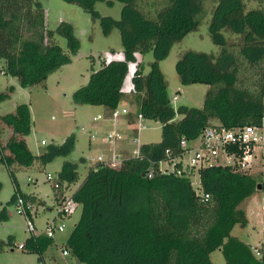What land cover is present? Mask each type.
Segmentation results:
<instances>
[{"label":"trees","instance_id":"obj_1","mask_svg":"<svg viewBox=\"0 0 264 264\" xmlns=\"http://www.w3.org/2000/svg\"><path fill=\"white\" fill-rule=\"evenodd\" d=\"M64 1L97 19L103 34L116 28L123 52L122 60H102L92 69L87 82L73 91V102L102 106L108 115L131 99L145 119L161 123V139L140 144V157H123L116 166L97 162L88 167L70 192L80 214L63 249L80 264H212L209 254L215 249L225 264H264V258L255 257L249 244L232 233L235 225L247 224L240 203L258 184L264 194L263 180L228 166L211 165L196 171L199 186L195 188L189 175L177 172L179 163L168 173L158 170L159 161L171 162L181 154V137L195 138L213 120L226 128L260 122L264 115V9H246L243 0H214L208 30L219 52L187 50L175 63L181 84L202 83L209 88L202 106L175 108L159 62L174 42L197 29L205 15L203 0H117L122 3L118 19L94 8L96 2L112 5L113 0ZM222 30L237 34L240 41L230 44ZM59 37L66 42L65 50ZM79 46L71 23L61 20L53 28L46 25L41 0H0V72L15 76L20 86L43 82L50 72L70 62ZM150 50L154 59L149 71L143 73V65L137 63L131 93L125 94L122 84L128 63L136 62V53ZM249 69L254 80L247 78ZM7 97L8 92H0V101ZM0 118L12 130L6 143H0V161L9 167L30 166L37 155L23 139L31 131L28 105L18 104L14 112ZM73 141L70 134L63 144L49 147L39 157L44 161L68 152ZM151 169L152 176L147 177ZM9 174L15 187L13 202L19 194L35 207L43 203L32 193L19 191L13 170ZM77 176L75 163L65 161L58 172V192L53 189L54 201L60 192L68 194V185ZM52 241L42 233L30 234L22 249L35 253L38 264H46L43 254ZM4 243L0 239V250Z\"/></svg>","mask_w":264,"mask_h":264},{"label":"rangeland","instance_id":"obj_2","mask_svg":"<svg viewBox=\"0 0 264 264\" xmlns=\"http://www.w3.org/2000/svg\"><path fill=\"white\" fill-rule=\"evenodd\" d=\"M243 1L246 9L258 8L259 6L264 9V3L257 4L254 0ZM41 3L46 25L53 28L61 20L71 23L80 46L76 53L70 55V62L50 72L47 78L39 84L22 87L15 76L0 72V92L9 93V97L0 101V117L6 113L14 112L18 104L25 103L28 105L31 114V131L23 139L28 149L37 155V159L30 166L13 164L9 167L0 161V239L5 241L0 250V264H38L35 253L20 249L17 244L22 243L30 234H44L45 222L55 214L51 183L53 179L58 177V172L65 161L75 163L78 175L77 179L68 185L67 192L69 194L82 181L88 167L93 165L94 162L90 158L98 155L104 158L109 157L114 145L123 140L124 149H115L119 154L116 162L119 163L121 157L130 156V152L139 147L140 144L158 142L161 139V123L144 119L145 126L138 132V141L131 142L132 130L127 122H119L114 125L121 133V137L116 142L103 141L111 124L107 125L108 128L100 129L104 122L102 119L96 120L95 116L104 113L102 106L75 104L72 100V93L87 82L91 70L97 69L102 60L107 62L123 59L119 31L114 28L109 34H103L99 21L91 19L87 12L73 3L64 0H41ZM214 5V0H203L205 15L197 29L174 42L167 56L159 62V67L167 82L169 95L172 97L177 94V99L172 100L175 108L182 104L196 107L203 104L205 92L209 86L202 83L181 84L175 71V63L187 50L214 55L219 52L220 46L212 41L208 30ZM94 8L101 15H109L118 19L122 3L117 0H113L112 5L96 2ZM222 33L230 44L240 41L239 36L235 33L225 30H222ZM58 43L63 50L66 49L64 38L59 37ZM153 59L154 54L150 50L143 54L136 53V62L128 63L122 84L125 94L130 95L131 93L132 73L136 64L140 62L143 65V73H147ZM246 72L247 78L249 77L251 80L256 78L251 75L252 70L249 69ZM10 86H13L12 91H9ZM121 105L131 112L136 110L131 99L122 101ZM217 122V120L211 121L212 124ZM95 133L97 136L91 138L90 136ZM70 134H74V141L68 152L55 153L44 161L39 157L49 147L63 144ZM11 135V128L5 125L0 118L1 145L5 144ZM42 139L45 141L44 144L40 143ZM4 153L7 151L5 150ZM184 159H187V155L184 156ZM10 169L15 174L19 191L32 193L43 200V203L31 210L32 221L35 226L33 231L27 229L29 217L16 212V206L12 201L15 187L9 174ZM47 174L51 176V180L46 179ZM189 177L192 185L197 188L199 182L196 171L192 170ZM27 178H32L35 181L29 182ZM262 203H264V195L260 189L255 190L251 196L240 203L239 207L245 213L247 224L244 227L235 225L232 233L248 244H255L258 240H264V234L259 231ZM79 214L80 208H77L67 217L57 216L54 219L56 224L64 223L65 227L63 231H54L52 244L43 254L46 264H80L70 255L63 256L61 253ZM8 238L11 239V242H8ZM209 257L212 264H225L219 249L213 250Z\"/></svg>","mask_w":264,"mask_h":264},{"label":"built area","instance_id":"obj_3","mask_svg":"<svg viewBox=\"0 0 264 264\" xmlns=\"http://www.w3.org/2000/svg\"><path fill=\"white\" fill-rule=\"evenodd\" d=\"M175 99H177V94L172 96V100ZM95 119L109 121L111 124L110 129L103 138V141L108 143H114L121 137L119 129L114 126L121 121L127 122L134 133L130 139L131 142L138 141V132L145 126V118L141 113L136 110L131 112L128 108L121 105L112 109L108 115L104 113L97 114ZM96 136L97 134L95 133L90 137L95 138ZM40 143L44 144L45 141L42 139ZM178 145L182 149L181 154L176 156L171 162L169 160L159 161L158 170L160 172H170L176 163L180 164L177 172L187 175L192 170L197 171L201 167L223 165L230 167L234 172L249 174L264 181V115L258 124H246L226 128L218 122L213 123L204 127L195 138L181 137ZM185 155H187V159H184ZM130 156L140 157L139 147L133 149L130 152ZM118 157L119 154L115 150H112L110 156L107 158L98 155L90 158V160L94 162L93 165L97 162H103L108 166H116L118 164L116 162ZM122 158H120L119 162ZM146 176H152V169L146 172ZM46 179L51 180L52 178L47 174ZM27 180L29 182L35 181L32 178H27ZM51 186H53L55 191L58 190L60 187L58 177L53 179ZM57 196L55 214L50 220L45 222L44 234L48 237H53L54 231L64 230V223L56 224L54 219L57 216L61 218L69 216L78 206L77 202L72 198V193L66 194L65 192H60ZM14 204L18 214L29 217L27 229L33 231L35 226L32 221L31 210L35 206L31 203H25V200L19 194L16 195ZM260 214L259 231L264 234V203L260 206ZM249 246L255 257L264 258V240H258L255 244H249ZM17 247L22 249L23 242L17 244ZM61 253L63 256L68 255V250L62 249Z\"/></svg>","mask_w":264,"mask_h":264},{"label":"crops","instance_id":"obj_4","mask_svg":"<svg viewBox=\"0 0 264 264\" xmlns=\"http://www.w3.org/2000/svg\"><path fill=\"white\" fill-rule=\"evenodd\" d=\"M125 101V100H124ZM122 106V105H121ZM122 107H125V106H122ZM103 108V107H102ZM103 112H104V109H103ZM103 122H104V124H102L101 126H100V129L102 128V129H104V128H108V124H109V121H104L103 120ZM121 122H123V121H121ZM133 132H132V136H133ZM131 136V137H132ZM124 145V143H123V140H122V142H118V143H116L115 145H114V149L113 150H115V149H118V150H122V149H124L123 146ZM115 152L117 153V151L115 150Z\"/></svg>","mask_w":264,"mask_h":264},{"label":"water","instance_id":"obj_5","mask_svg":"<svg viewBox=\"0 0 264 264\" xmlns=\"http://www.w3.org/2000/svg\"><path fill=\"white\" fill-rule=\"evenodd\" d=\"M260 188H261V185H260V184H258V185H257V189H260Z\"/></svg>","mask_w":264,"mask_h":264}]
</instances>
